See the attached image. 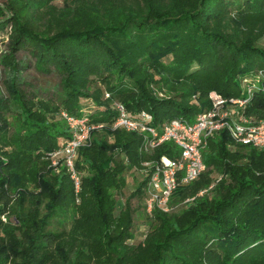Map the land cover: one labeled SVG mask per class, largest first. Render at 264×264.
Returning <instances> with one entry per match:
<instances>
[{
	"label": "trees",
	"instance_id": "trees-1",
	"mask_svg": "<svg viewBox=\"0 0 264 264\" xmlns=\"http://www.w3.org/2000/svg\"><path fill=\"white\" fill-rule=\"evenodd\" d=\"M57 2L0 0V264H264V149L216 134L207 170L149 214L144 163L181 148L113 127L118 105L159 129L192 123L211 92L264 120V0ZM64 113L103 125L79 151L80 193L52 165Z\"/></svg>",
	"mask_w": 264,
	"mask_h": 264
},
{
	"label": "built area",
	"instance_id": "built-area-1",
	"mask_svg": "<svg viewBox=\"0 0 264 264\" xmlns=\"http://www.w3.org/2000/svg\"><path fill=\"white\" fill-rule=\"evenodd\" d=\"M210 99L212 108L198 115L194 122L175 119L161 129L153 125L151 114L143 112L137 118H131L123 106H117L120 115L114 129L144 135L146 151H153L170 141L181 148L177 161L163 156L158 161L144 163L143 174L149 179V214L155 208L169 212V203L178 188L195 182L207 170L203 150L216 134L226 130L236 143L264 149V121L245 114L248 100H227L217 92H211ZM63 116L68 121L71 140L62 151L53 155L52 165L57 170L65 166L75 183L76 192L80 193L81 177L76 171L79 151L90 143L93 131L102 129L103 125H91L87 118H75L67 113Z\"/></svg>",
	"mask_w": 264,
	"mask_h": 264
},
{
	"label": "rangeland",
	"instance_id": "rangeland-1",
	"mask_svg": "<svg viewBox=\"0 0 264 264\" xmlns=\"http://www.w3.org/2000/svg\"><path fill=\"white\" fill-rule=\"evenodd\" d=\"M63 1L64 0H58V4L59 5H62L63 4ZM5 35L4 34H1L0 36V53L2 51H4L5 47V43L4 41L6 42L7 41V38L5 39ZM5 39V40H4ZM19 59H24V54H21L19 55ZM33 60H27V64H28V67L23 70V75L27 78V80L30 82V83H33L35 86H45V79L43 76H41L40 74H38L35 69H34V66H33ZM56 81V80H55ZM238 100L239 98H235V100ZM246 109V106L245 108ZM249 116V115H247ZM249 117H252V116H249ZM255 118V117H254ZM257 120V118H256ZM259 120V119H258ZM259 121H264V120H259ZM209 145L206 146V148L204 150H209ZM222 178L221 175L219 176V179ZM218 179V180H219ZM128 182H129V186L127 189L124 190L123 194L122 195H119L118 196V199H119V202H120V205L126 201L127 197H129V195L131 194V190H132V187H133V183H132V176L128 175ZM135 202V201H134ZM145 230V224L144 222H142L141 220L139 221L138 223V234L139 235H142L143 232Z\"/></svg>",
	"mask_w": 264,
	"mask_h": 264
}]
</instances>
